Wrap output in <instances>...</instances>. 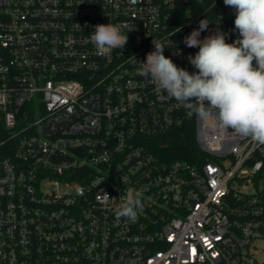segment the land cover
Returning <instances> with one entry per match:
<instances>
[{"label": "built area", "instance_id": "2783aa9c", "mask_svg": "<svg viewBox=\"0 0 264 264\" xmlns=\"http://www.w3.org/2000/svg\"><path fill=\"white\" fill-rule=\"evenodd\" d=\"M203 19L200 39L238 38L223 0H0V264H264V144L140 75L152 40L197 71L183 40ZM108 23L128 43L102 57ZM189 130L196 158L166 149Z\"/></svg>", "mask_w": 264, "mask_h": 264}, {"label": "clouds", "instance_id": "9594fccd", "mask_svg": "<svg viewBox=\"0 0 264 264\" xmlns=\"http://www.w3.org/2000/svg\"><path fill=\"white\" fill-rule=\"evenodd\" d=\"M235 10L234 31L238 38L227 43L225 33L200 39L209 21H199L198 27L184 37L188 48L199 51L187 57L197 70L189 73L164 55L165 46L152 40L154 51L141 62L140 75L151 77L158 90L189 110L207 118H217L219 127L250 136L264 144V0H223ZM90 36L96 54L109 56L114 49H124L128 35L119 25L100 24ZM104 199L110 196L105 193ZM143 209L140 194L128 190L115 210L116 218L135 221Z\"/></svg>", "mask_w": 264, "mask_h": 264}, {"label": "trees", "instance_id": "16d2710c", "mask_svg": "<svg viewBox=\"0 0 264 264\" xmlns=\"http://www.w3.org/2000/svg\"><path fill=\"white\" fill-rule=\"evenodd\" d=\"M194 130L174 134V144L170 145L167 150H172L182 156L191 159L196 158L200 149L197 145ZM14 149L13 141L9 140V133L0 122V162L12 155Z\"/></svg>", "mask_w": 264, "mask_h": 264}]
</instances>
